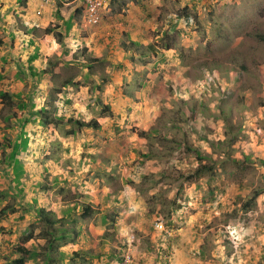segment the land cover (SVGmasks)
<instances>
[{"label": "rangeland", "instance_id": "374dc122", "mask_svg": "<svg viewBox=\"0 0 264 264\" xmlns=\"http://www.w3.org/2000/svg\"><path fill=\"white\" fill-rule=\"evenodd\" d=\"M198 1L185 7L184 0H169L175 8L166 9L191 15L190 28L173 23L163 32L158 22L148 46L124 47L144 52L133 60L144 83L138 94L147 101L126 107L125 119L112 120L87 90L105 64L87 75L79 65L64 67L46 87L24 74L18 80L1 73L0 90L27 100L42 87L49 118L57 110L69 117L42 126L38 116L25 125L29 141L17 155L24 172L16 182L6 160L20 131L16 118L41 106L28 101L24 110H10L0 103V210L7 209L0 215V264L22 256L18 249L42 251L39 210L62 221L63 210L76 203V213L70 209L54 225L69 232L65 250L112 253L116 264H264V0ZM137 106L150 120L132 118ZM11 112L17 117L8 127L1 117ZM69 119H99L110 131L79 128ZM199 163L207 170L195 179ZM82 205L91 207L89 217H80ZM63 259L55 264H70ZM24 264L43 260L27 256Z\"/></svg>", "mask_w": 264, "mask_h": 264}, {"label": "crops", "instance_id": "0c3cea01", "mask_svg": "<svg viewBox=\"0 0 264 264\" xmlns=\"http://www.w3.org/2000/svg\"><path fill=\"white\" fill-rule=\"evenodd\" d=\"M202 1H198L200 6L204 5ZM193 3L194 0H184L183 5L192 7ZM169 5L172 9L175 8L169 0H106L102 20L94 26L84 22L81 10L74 0H52L43 8L40 7V0H0V40L2 42L0 75L2 72L10 71V75L20 80L21 75L24 74L25 77H32L35 81L42 82L41 86L46 87L48 85L43 83L51 80L50 74L53 75L64 67L72 71L73 67L79 65L86 70L87 75V69L89 72L92 69L97 71L99 65L105 64L104 73L93 74L95 82L90 87L88 85L87 90L91 89L94 102L106 104L110 108L112 120L125 119L126 115L121 113L126 107L141 105L147 101L138 94L137 88L142 87L144 83L140 84L143 79L137 78L140 67L134 63L135 59L145 57L144 52L132 53L124 50V47L129 48L131 42L139 44V48L148 46L153 38L150 36V31L158 26V22H163V32L168 27L175 26L173 23L177 24L178 21L175 17L173 18L175 14L166 10ZM153 64L156 65V62ZM85 65H87L86 68ZM39 72L43 75H35ZM2 77L4 79V76ZM65 85H67L66 81L63 86ZM45 95L46 92L41 87L38 91L34 89L32 95L25 98L35 107L38 104L41 106ZM71 99V96H65V101L72 102ZM54 103H57V100ZM44 109L47 110V107L42 105L38 111ZM138 110L133 119L141 116L144 120H150L147 119L148 114L144 113L145 108H138ZM57 112V116L69 117L66 116L65 111L60 113L57 110ZM45 114L51 113L48 110ZM117 115H120V118ZM35 116L38 117L31 113L32 118H36ZM158 116L159 114L154 119ZM96 121L102 134L103 131H110L100 124L99 119ZM115 123L116 127L120 126L124 129L122 127L124 122L115 121ZM71 131V133L75 132ZM68 134L69 132L64 133L67 136ZM132 136H134L133 133ZM142 140L144 139H139L138 142ZM72 211H74L73 214L76 213L75 210ZM67 213L69 216L70 210ZM78 227L80 232L81 224ZM61 247L59 246L58 249L64 255L63 260L69 261L70 264H92L91 261L97 264H116L119 260L115 259V254L108 252L93 254L82 252L75 246L71 251L65 250V246ZM75 255L77 257L73 258ZM85 255L88 256L86 260L83 257ZM173 264H179V262L175 260Z\"/></svg>", "mask_w": 264, "mask_h": 264}, {"label": "trees", "instance_id": "16d2710c", "mask_svg": "<svg viewBox=\"0 0 264 264\" xmlns=\"http://www.w3.org/2000/svg\"><path fill=\"white\" fill-rule=\"evenodd\" d=\"M184 11H186V9L184 8ZM175 17V20L178 21L177 23V29L181 28V30H186L188 27L190 28V26H192L193 22H194V18L191 15H188L187 13H183V14H175L173 16V18ZM174 20V19H173ZM174 20V22H175ZM173 25V24H172ZM261 39H264V37H262ZM2 44L1 40H0V45ZM163 48L165 50H169L171 49V45L170 44H165L162 45ZM154 54V53H153ZM45 73V71H43ZM36 75V74H35ZM3 79L2 75H0V81ZM18 98L17 100H19V102H17L14 105V99ZM20 95L19 94H11L9 92H6L4 90H0V103L2 104L3 108H8L10 110H12L13 107H17L18 110H24L26 108V100L23 99H19ZM34 107V104L31 105V108ZM104 110L110 112V108L108 106H103ZM41 111H47V110H41ZM41 111H36L33 112V114L40 116V122L42 124V126H46L47 124H50V122L54 123V124H59L61 121V116H57L56 112H53V116L52 118H49V114H45V112H41ZM17 117V113L16 112H11V114L9 115H2V121L6 122L7 124L10 122V120L12 118H16ZM36 117V116H35ZM17 122L19 124V128L20 131H18L17 133V137L15 139L14 142H12L11 145V150L10 152L7 154L6 156V160L8 161L9 165L12 166L13 172H14V179L16 180V182H19L20 177L22 176L24 170H23V166L22 163L20 162L19 159H17V155L26 150L27 144H28V136L26 134V132L23 130V128L25 127V125L30 122V121H34L35 119H32L31 116L28 117H24L23 119L21 118H16ZM70 120V119H69ZM50 121V122H49ZM74 123L75 125H77L79 128L81 127H85V128H97L99 127L98 122H96L95 120H91L89 122H79V121H73L70 120V123ZM9 127V124H8ZM11 127V125H10ZM145 135H147L145 132H141L139 134L140 137H144ZM11 143V142H10ZM234 143V139L229 140V144ZM196 158H198L199 161L202 160V156L199 154V152L197 153ZM5 155V154H4ZM5 157V156H4ZM142 157H148L147 154H142ZM203 170H207V168L199 163L197 168L194 171V174H192V177H194L195 179H197L202 173ZM257 194L252 195L251 196V200L252 202L256 199ZM77 203L74 204L71 208H69V210H75L77 207ZM81 213H80V217L81 218H86L89 217V214H91V207L89 205H82L81 206ZM7 211L6 207L0 210V215L5 216V212ZM68 210H66L64 212V216H63V220H65V217L68 216L67 213ZM38 221L44 223V226L40 229V237L43 238L45 240V245L44 247H42V251L37 254V252H35L34 250H25V249H18V253H20L22 256H20L19 258L14 259L11 264H24L26 257H35L37 255H40L42 257L43 260V264H55V262H57L60 259H63L64 255L61 251L58 250L59 247V242L61 246H64V237H66L69 232L67 230H65L63 227L61 228H56L54 225L57 223H62V221L60 219L55 218L54 214L52 213H48L44 210H39L38 211ZM55 243H57V245H55ZM165 250L162 251V253H164ZM55 254H58L59 256L56 257L54 256ZM77 257V255L73 256V258ZM167 263V262H166Z\"/></svg>", "mask_w": 264, "mask_h": 264}, {"label": "built area", "instance_id": "2783aa9c", "mask_svg": "<svg viewBox=\"0 0 264 264\" xmlns=\"http://www.w3.org/2000/svg\"><path fill=\"white\" fill-rule=\"evenodd\" d=\"M52 0H40V7L43 8L51 3ZM77 7L81 10V16L88 25L97 26L102 20L103 10L106 7V0H74ZM156 226L162 230L163 225L156 223Z\"/></svg>", "mask_w": 264, "mask_h": 264}]
</instances>
